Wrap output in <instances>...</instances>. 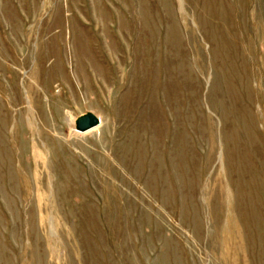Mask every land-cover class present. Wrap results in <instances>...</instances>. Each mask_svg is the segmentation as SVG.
<instances>
[{
  "label": "rangeland",
  "instance_id": "1",
  "mask_svg": "<svg viewBox=\"0 0 264 264\" xmlns=\"http://www.w3.org/2000/svg\"><path fill=\"white\" fill-rule=\"evenodd\" d=\"M0 264H264V0H0Z\"/></svg>",
  "mask_w": 264,
  "mask_h": 264
},
{
  "label": "water",
  "instance_id": "2",
  "mask_svg": "<svg viewBox=\"0 0 264 264\" xmlns=\"http://www.w3.org/2000/svg\"><path fill=\"white\" fill-rule=\"evenodd\" d=\"M99 117L96 116H90L85 118L78 126V131L85 132L88 131L100 124Z\"/></svg>",
  "mask_w": 264,
  "mask_h": 264
},
{
  "label": "bare ground",
  "instance_id": "3",
  "mask_svg": "<svg viewBox=\"0 0 264 264\" xmlns=\"http://www.w3.org/2000/svg\"><path fill=\"white\" fill-rule=\"evenodd\" d=\"M99 119H100V122L102 123V121H101V118L99 117ZM101 123L99 124V125H101ZM97 127V126H96Z\"/></svg>",
  "mask_w": 264,
  "mask_h": 264
}]
</instances>
